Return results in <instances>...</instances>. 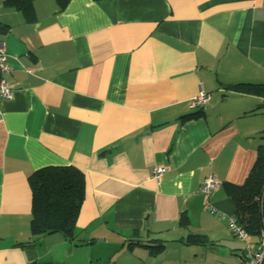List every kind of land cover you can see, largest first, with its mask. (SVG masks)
<instances>
[{
  "label": "crops",
  "instance_id": "0c3cea01",
  "mask_svg": "<svg viewBox=\"0 0 264 264\" xmlns=\"http://www.w3.org/2000/svg\"><path fill=\"white\" fill-rule=\"evenodd\" d=\"M0 41V264H234L255 246L234 240L226 183L264 153V103L238 86H264V0H0ZM68 164L73 237L33 234L29 176Z\"/></svg>",
  "mask_w": 264,
  "mask_h": 264
},
{
  "label": "trees",
  "instance_id": "16d2710c",
  "mask_svg": "<svg viewBox=\"0 0 264 264\" xmlns=\"http://www.w3.org/2000/svg\"><path fill=\"white\" fill-rule=\"evenodd\" d=\"M34 0H6L15 8H32ZM62 6L65 0H58ZM243 89L252 90L258 96H264V86L238 84ZM198 114L192 112L188 117ZM31 219L33 234L61 233L68 239L73 237V229L84 196V175L73 165H50L35 170L30 176ZM226 189L234 204L233 219L246 235H258L264 227V153L257 150L255 161L241 184L226 183ZM179 223L187 226L186 216L180 215ZM193 243L203 244L202 236L189 235ZM258 240V237H257ZM257 240L255 243H257ZM153 252L164 249V243L155 239ZM246 245V244H245ZM244 251V249H243ZM243 254V252H242ZM241 254V255H242ZM241 258V257H240ZM264 264V263H263Z\"/></svg>",
  "mask_w": 264,
  "mask_h": 264
},
{
  "label": "built area",
  "instance_id": "2783aa9c",
  "mask_svg": "<svg viewBox=\"0 0 264 264\" xmlns=\"http://www.w3.org/2000/svg\"><path fill=\"white\" fill-rule=\"evenodd\" d=\"M7 54L3 45L0 41V98L8 100L12 98V89L9 84L5 81L4 74L10 71V68L6 64ZM207 100L206 93L203 89L199 90L198 95L190 100V106H200ZM260 100L264 103V96H260ZM165 170L164 167H156L153 170L154 175L159 178L161 173ZM218 186V180L213 174L208 175L204 178L200 191L203 194H209L213 189ZM228 226L231 233L240 239H244V230L242 227L233 219L229 217ZM264 263V227L261 228L257 243L255 246H251L248 243L244 247L243 254L238 262L234 264H263Z\"/></svg>",
  "mask_w": 264,
  "mask_h": 264
},
{
  "label": "rangeland",
  "instance_id": "374dc122",
  "mask_svg": "<svg viewBox=\"0 0 264 264\" xmlns=\"http://www.w3.org/2000/svg\"><path fill=\"white\" fill-rule=\"evenodd\" d=\"M197 96V95H196ZM191 102H190V100H189V104H190ZM263 218H264V202H263ZM228 220H229V218H228ZM227 220V221H228ZM230 236H231V234H230ZM234 238V237H233ZM246 238H247V236H246ZM234 240H236L237 242H241L240 244H242V243H244L242 240H245V238L244 239H240V238H237V237H235L234 238Z\"/></svg>",
  "mask_w": 264,
  "mask_h": 264
}]
</instances>
